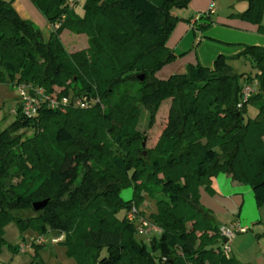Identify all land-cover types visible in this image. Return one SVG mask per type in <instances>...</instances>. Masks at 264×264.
Wrapping results in <instances>:
<instances>
[{"label":"trees","instance_id":"trees-1","mask_svg":"<svg viewBox=\"0 0 264 264\" xmlns=\"http://www.w3.org/2000/svg\"><path fill=\"white\" fill-rule=\"evenodd\" d=\"M31 1L51 24L47 39L13 0H0V83L31 82L92 103L42 106L32 118L17 103L12 122L0 130V253L3 246L20 252L4 238L12 222L21 240L26 229L63 234L60 243L75 264H242L224 252L199 188L224 173L264 204V45L160 79L155 73L176 57L166 46L179 21L173 11L190 0H83L81 14L74 0ZM246 2L230 16L264 34V0ZM204 18L199 28L212 23ZM65 30L85 35L87 45L69 52ZM235 59L248 60L254 72L236 71ZM246 83L256 86L242 101ZM167 99L166 122L146 147L140 116L145 110L152 128ZM248 105L257 108L255 116H246ZM127 187L132 197L123 199ZM145 196L156 205L148 217L140 209ZM132 207L160 229L148 244L136 239V224L126 218ZM22 210L30 214L14 213ZM42 245L31 243L28 264H46Z\"/></svg>","mask_w":264,"mask_h":264},{"label":"crops","instance_id":"crops-1","mask_svg":"<svg viewBox=\"0 0 264 264\" xmlns=\"http://www.w3.org/2000/svg\"><path fill=\"white\" fill-rule=\"evenodd\" d=\"M211 2L214 3V0H190L186 9L175 13L179 17V21L168 36L166 46L176 57L173 61L163 65L155 73L156 77L166 79L171 74L182 73L189 64H200L212 68L218 55L228 57L240 52L244 46L264 45V34L258 30L257 24L230 16L237 12L228 10L226 15H221L220 12H216L215 6H213L214 11L209 14L212 23L199 28ZM246 6L247 3L244 7H240L238 12L243 11ZM203 15L204 17H202ZM46 27L50 30L51 24L48 23ZM199 198L200 202L211 210L218 226L239 224L246 228V231L242 233L255 229L264 234V204L258 205L251 188L247 189L232 180L230 176L220 173L212 177L208 188L205 186L199 188ZM11 224L12 222L4 227V231L8 227H11L12 231L9 239H5L7 242L21 238L18 228ZM259 232L255 233L256 242L264 238ZM59 235L56 232L46 235L49 237L31 234L29 241L41 238L44 240L43 245L46 243L55 244L60 243V241H53ZM30 242L25 241L24 237V240L14 244L29 245ZM29 248L31 246L19 253L26 252ZM233 253V256L242 264H264V251L255 252L249 262L242 260L236 252ZM14 257L15 254L3 246L0 253V264H7Z\"/></svg>","mask_w":264,"mask_h":264},{"label":"rangeland","instance_id":"rangeland-1","mask_svg":"<svg viewBox=\"0 0 264 264\" xmlns=\"http://www.w3.org/2000/svg\"><path fill=\"white\" fill-rule=\"evenodd\" d=\"M84 1H80L79 3H74L75 5V12L81 14L83 12L82 5ZM246 0H214V6L216 12L222 15H226V13L231 12H238L240 7H244L246 5ZM13 7L17 11V13L22 18L30 19L35 26H37L43 35L44 39H47L50 33V30L47 29L46 25L49 23L45 16L39 11V9L33 4L31 0H13ZM185 8H177L174 9V13L177 11H182ZM220 10V11H219ZM261 23H264V11L262 14ZM61 39L65 45V48L69 52L76 51L78 49L83 48L87 45L86 36L76 35L69 30H65L61 35ZM232 67L239 72H254V69L251 63L248 60L244 59H235L231 60ZM18 103V92L15 88L8 82H1L0 83V130L5 128L9 125L13 118L14 113ZM170 104V99H167L162 102L155 118V124L152 128L147 127V113L144 110L140 116L138 128L141 131H144L147 135L146 147H152L155 143V140L163 128L166 122V115L168 112V107ZM257 111V108L254 105H248L247 110V117L253 116L254 113ZM264 137V136H263ZM247 189H250L248 185H244ZM120 195L123 199H129L132 197V188L127 187L123 188L120 191ZM143 210L144 215L146 217L149 216L151 212L156 211L155 200L149 196H145L144 202L140 207ZM123 210L118 213V216H122ZM14 213H19L22 215L30 214L29 210H22V211H15ZM142 215V214H140ZM143 215V216H144ZM13 227H16L14 223L11 224ZM17 229V228H16ZM18 231V230H17ZM4 238L9 239L11 234V227L6 228L4 231ZM55 231L48 230L44 235L45 237H49L46 235H50ZM259 232L255 229L249 230L246 233H236L234 237L230 238L228 245L230 247L229 254L233 256V252H236L239 256H241L242 260L250 261L251 256L255 252H263L264 251V238H261L260 241L256 242L255 233ZM31 234H37V231L32 229H26L22 232V235L25 237V241L30 242ZM259 234L264 236L263 233L259 232ZM136 239L139 241H144V243L148 244V241L153 237L152 234L148 235H135ZM22 238L19 240L14 239L13 241H9L11 243H16L21 241ZM222 248V246H221ZM34 254L33 248L27 249L26 252H21L15 254V257L9 261L7 264H28L32 255ZM38 254L47 262V264H75V260L73 257L67 255L66 248L62 243H55L50 244L46 243L39 247Z\"/></svg>","mask_w":264,"mask_h":264},{"label":"built area","instance_id":"built-area-1","mask_svg":"<svg viewBox=\"0 0 264 264\" xmlns=\"http://www.w3.org/2000/svg\"><path fill=\"white\" fill-rule=\"evenodd\" d=\"M82 0H74L75 3H79ZM73 3H70L72 6ZM214 3L211 2L206 15H209L214 11ZM56 24L55 26H57ZM256 83H246L242 85L241 94L242 101H246L249 96L254 92ZM15 90L18 92V103L21 109V113L28 118L35 117L42 106H48L52 108H62L69 104L75 106H80L81 108L91 105L92 100H89L87 97H78L72 99L69 96L60 95L57 96L55 93H51L45 90V88L35 85L31 82H20L16 85ZM241 104L239 103L238 106ZM126 218L128 221L134 222L136 224L137 233L140 235L148 234H158L160 229L151 221H149L145 216L140 215L135 207H132L129 211L126 212ZM221 237L227 238V242L224 243L223 250L226 255L229 254L228 240L232 238L236 233H242L246 231V228L240 226L239 224H232L230 226H220L219 228ZM63 239V234H60L58 237L54 238L53 241H61ZM44 240L41 238L32 239L29 245L24 243L19 244L20 251H25L28 246H31V243H42Z\"/></svg>","mask_w":264,"mask_h":264},{"label":"water","instance_id":"water-1","mask_svg":"<svg viewBox=\"0 0 264 264\" xmlns=\"http://www.w3.org/2000/svg\"><path fill=\"white\" fill-rule=\"evenodd\" d=\"M140 79H142V76L140 77ZM47 203V199L42 200V201H36L33 203L32 207L34 210H38L40 208H42L45 204ZM223 242H227V238L223 239Z\"/></svg>","mask_w":264,"mask_h":264}]
</instances>
